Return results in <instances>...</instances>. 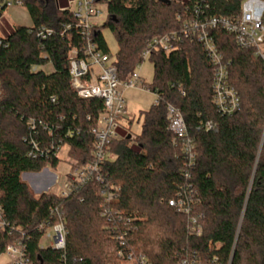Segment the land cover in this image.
I'll return each mask as SVG.
<instances>
[{
  "label": "trees",
  "instance_id": "trees-1",
  "mask_svg": "<svg viewBox=\"0 0 264 264\" xmlns=\"http://www.w3.org/2000/svg\"><path fill=\"white\" fill-rule=\"evenodd\" d=\"M241 3L210 0V13L229 15ZM58 5L62 8L60 0ZM25 7L35 27L54 33L41 40L35 31L13 26L0 47V205L10 223L32 235V257L54 264H123L118 257L123 250L143 254L151 264H178L191 256L204 264L215 258L222 264H264V61L253 50H241L232 35L213 32L240 97L237 111L222 116L213 103V65L201 44L185 42L169 55L153 53L154 80L144 88L158 100L142 113L138 136L127 140L126 135L111 145L117 158L103 165L104 183L92 180L67 198L53 193L37 197L22 175L56 168L55 154L62 145L69 146L75 167L90 163L91 130L104 102L81 99L71 87L68 55L85 45L71 13L60 11L55 0H28ZM186 9L181 2L112 0L107 22L94 29L93 41L107 53L102 29L115 33V65L119 79L126 81L142 63L146 41L181 30L189 16ZM47 65L52 72H45ZM168 105L182 114L195 143L190 181L181 176L185 158L168 131ZM30 119L35 131L27 126ZM209 120L217 124V133L201 128ZM45 150L48 154L41 155ZM186 184L196 190L201 237L193 236L187 217L168 204ZM106 187L117 189L115 208L136 228L126 229L124 245L101 217L100 192ZM60 219L67 230L65 249L40 250L38 225ZM12 240L13 235L0 233V256Z\"/></svg>",
  "mask_w": 264,
  "mask_h": 264
},
{
  "label": "built area",
  "instance_id": "built-area-1",
  "mask_svg": "<svg viewBox=\"0 0 264 264\" xmlns=\"http://www.w3.org/2000/svg\"><path fill=\"white\" fill-rule=\"evenodd\" d=\"M27 1L0 0V21L8 10L25 7ZM55 1L60 11L71 13L76 20L79 33L85 41V45L81 49L73 48L68 55L71 87L81 99H101L104 102L103 111L98 116L96 126L91 130L93 136L91 162L85 166L75 167L77 162L73 159L69 160L71 174L66 177L65 185L56 194L60 198H67L92 180L104 183L101 173L103 165L108 160L117 158L111 154V145L126 136L122 122L125 119L128 122L132 120L127 118L124 93L129 89L144 88L145 82L140 71L137 72V70L141 68L144 61L151 58L153 53L162 52L169 55L177 51L185 42L201 44L207 58L213 65L211 86L213 103L216 112L222 116H231L237 111L240 106V97L237 89L230 83L229 63L225 62L219 52L213 32L223 31L232 35L241 50H253L255 55L264 61V0H242L237 11L225 16L210 13V0H186L181 3L187 6L186 12L189 16L183 20L181 30L147 40L141 53L142 63L137 65L128 80L121 81L115 65L116 58L114 59L110 54L100 49L92 37L94 29L100 26L101 18L108 14L109 3L112 0H71L69 7L62 8L58 5V0ZM168 2L177 1L168 0ZM189 3L191 4L189 5ZM177 19L181 20L182 18L178 15ZM23 27L30 32L35 31L41 40H46L54 33L47 27L40 26L37 28L34 24ZM4 41L5 33L0 29V47L4 45ZM32 70L36 71L38 67H34ZM2 94L0 81V98ZM155 96L156 103L158 96L157 94ZM167 119L168 131L175 136L174 142L179 145L181 154L185 158L181 176L185 181H190L191 172L196 162L194 140L188 135L182 114L172 105L167 106ZM27 126L31 131H35L34 120L30 119ZM201 128L207 132H218V126L213 120L206 121ZM34 146L37 147L36 144ZM64 146L68 145L57 148L55 156L58 160V153ZM48 152L49 150H45L41 155H47ZM44 193L48 192L44 191ZM100 195L104 199L101 217L106 219L108 229L114 233V239L124 245V238L128 235V231L133 232L136 228L131 225V220L124 218L115 208L119 203L117 189L106 187L101 190ZM197 203L196 190L192 184L180 186L175 197L168 202L169 206L174 208L177 213L187 217L190 233L193 236L201 237L203 235L202 215L196 214L194 209ZM121 223L126 227L124 230H120ZM36 231L41 234L40 250L62 251L65 249L67 230L61 219L54 224L41 223ZM1 232L13 235L12 243L6 247L1 255L5 258L3 264H54L49 260L45 262L41 256L32 257L29 252V242L32 240V235L29 231L10 223L0 205ZM44 242L46 244H43ZM118 257L123 261V264H151L143 254L120 250ZM178 264L204 263L197 256H191L181 260ZM210 264L222 263L218 261V258H215Z\"/></svg>",
  "mask_w": 264,
  "mask_h": 264
},
{
  "label": "rangeland",
  "instance_id": "rangeland-1",
  "mask_svg": "<svg viewBox=\"0 0 264 264\" xmlns=\"http://www.w3.org/2000/svg\"><path fill=\"white\" fill-rule=\"evenodd\" d=\"M71 0H60L62 7H69V2ZM177 2H183L186 0H176ZM107 22V15L103 16L100 20V26H103ZM33 21L27 7L14 8L8 10L3 19L0 21V29L6 33L13 26H25L32 25ZM103 38L107 44L108 54H110L114 59L118 52V42L115 33L109 28L104 27L102 29ZM45 72H52V66L44 68ZM140 71L143 81L150 85L154 80V64L150 59L144 61L141 68L137 70ZM124 98L126 100L127 106V118L132 119V123L125 119L122 122V127L125 134H131L133 137L138 136L142 130V113L148 111L156 101V96L154 93L146 90L145 88H135L125 91ZM134 141L131 142V145ZM59 164L56 168L47 166L41 172L38 173H24L22 175V180L27 183L33 190L35 196H39L44 191L48 193L58 194L62 187L65 185L66 177L71 174V165L69 164V148L64 146L58 153ZM43 244H46L45 242ZM5 262V258L0 256V264Z\"/></svg>",
  "mask_w": 264,
  "mask_h": 264
},
{
  "label": "water",
  "instance_id": "water-1",
  "mask_svg": "<svg viewBox=\"0 0 264 264\" xmlns=\"http://www.w3.org/2000/svg\"><path fill=\"white\" fill-rule=\"evenodd\" d=\"M161 1L164 2V3H169L168 0H161ZM131 138H132V136L128 135L127 140H130Z\"/></svg>",
  "mask_w": 264,
  "mask_h": 264
},
{
  "label": "crops",
  "instance_id": "crops-1",
  "mask_svg": "<svg viewBox=\"0 0 264 264\" xmlns=\"http://www.w3.org/2000/svg\"><path fill=\"white\" fill-rule=\"evenodd\" d=\"M48 66H50V65H47V66H45L44 68H47ZM132 136V135H131ZM47 192V191H46Z\"/></svg>",
  "mask_w": 264,
  "mask_h": 264
}]
</instances>
